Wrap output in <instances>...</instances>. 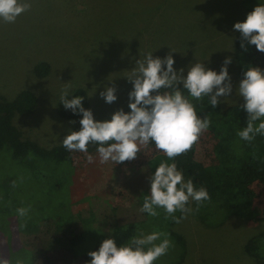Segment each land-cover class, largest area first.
Masks as SVG:
<instances>
[{
	"label": "rangeland",
	"instance_id": "374dc122",
	"mask_svg": "<svg viewBox=\"0 0 264 264\" xmlns=\"http://www.w3.org/2000/svg\"><path fill=\"white\" fill-rule=\"evenodd\" d=\"M259 1L264 2L251 0L250 4L257 5ZM29 2L31 9L22 13L15 23L0 19V97L12 99L23 89L32 90L37 96L32 112L16 114L13 118L22 138L47 149L61 148L63 139L71 131L81 129L83 116L70 119L57 111L65 88L68 92L78 87L86 90L88 109L93 111L97 121L111 120L116 111L130 109L129 93L134 84L128 77L136 62L149 52L153 53V58L162 59L171 52L174 68L177 72L183 68L184 76H187L189 66L196 62L219 72L225 58L231 57L228 70L233 91L227 98L220 97L217 107L245 103L237 94L241 79L233 56L234 41L239 32L234 30V25L245 21L250 13L243 0ZM41 61L48 62L50 70L47 75L38 77L34 68ZM164 67L166 69V65ZM106 87L116 88L117 100L111 104L100 95ZM13 139L12 136L7 140L10 146ZM60 155L59 164H72L75 168L71 152L64 148ZM195 157L203 162L210 158L206 149L199 145ZM145 160L154 171L160 163H169L165 154H155L148 145L142 146L135 159L119 164L111 161L102 164L99 155L91 164L87 158L79 159V162L84 165L82 175L92 178L93 190L111 191L114 195L113 191L121 190L122 171L130 164L145 163ZM36 177L33 178L52 185L65 182L64 177H48L45 172H38ZM256 191V205L261 215L264 213V195L259 189ZM120 196L114 198L116 202L129 207L135 202L132 193H121ZM190 206L193 213L181 223H174L173 227L185 241L186 254L180 264H264V260L250 256L243 249L249 237L264 232L263 219L229 216L221 223L208 224L200 220L193 202ZM10 221V232L5 235L10 237L11 243L25 244L32 233L18 227L13 218ZM3 235H0V249L4 254L7 246ZM165 260L168 263V257H162L156 264H165Z\"/></svg>",
	"mask_w": 264,
	"mask_h": 264
},
{
	"label": "trees",
	"instance_id": "16d2710c",
	"mask_svg": "<svg viewBox=\"0 0 264 264\" xmlns=\"http://www.w3.org/2000/svg\"><path fill=\"white\" fill-rule=\"evenodd\" d=\"M250 1L243 0L250 12L264 4L259 1L254 5ZM233 56L241 80L250 67L264 69V53L255 45H247V51L241 48L240 32L234 41ZM49 70L50 64L46 61L37 63L34 68L38 77L47 75ZM180 87L183 95L193 103L198 116H208L211 120L209 128L191 150L169 160V164H177L185 181L191 179L197 189L203 186L208 190L210 200L200 204L198 217L208 224L221 223L229 216L264 220V213L260 215L256 205V189L264 195V135L257 134L251 142L238 136V132L247 126L248 114L240 107L244 103L213 108L209 105L210 97L198 100L192 98L182 84ZM165 91L171 89H161L162 93ZM75 96L84 97L83 107L88 109L86 90L78 87L68 92L69 99ZM36 104V94L28 89L21 90L12 99L0 97V235L3 233L6 238L7 252L4 255L10 258L11 264H87L90 261L88 253L100 248L105 239H114L120 247L128 244L134 236L152 232L167 233L174 245L170 247L173 249L170 254L169 249L160 257H168L165 264H180L186 247L183 236L173 228L175 222L170 217L165 218L167 214L162 208H156L157 216L141 211L144 198L151 194L149 177L155 172L147 161L130 164L122 171L121 190L113 191L116 195L111 191L93 190L92 178L82 175L84 165L79 159L84 160L89 155L95 158L99 155V145L90 143L87 153L72 151L74 168L72 164L63 166L57 162L64 146L47 149L22 138L13 118L16 114L32 112ZM57 111L65 118L82 117V114L66 109L61 99ZM124 111L127 113L131 109ZM12 136L10 146L7 140ZM198 145L209 154L208 162L196 159ZM148 146L155 154H164L156 148L154 141ZM38 172H45L48 177H64L65 182L63 185L43 183L33 178H37ZM121 193L134 195L135 202L131 207L115 201ZM193 203L196 210L197 204ZM21 207L29 209L26 216L17 213ZM175 215L179 217L181 213L177 211ZM12 218L18 227L32 233L25 244L11 243L10 237L5 235L10 232ZM243 249L250 256L264 260V232L249 237ZM0 253H3L1 249Z\"/></svg>",
	"mask_w": 264,
	"mask_h": 264
},
{
	"label": "clouds",
	"instance_id": "9594fccd",
	"mask_svg": "<svg viewBox=\"0 0 264 264\" xmlns=\"http://www.w3.org/2000/svg\"><path fill=\"white\" fill-rule=\"evenodd\" d=\"M32 7L29 0H0V19L5 23H15L17 18ZM234 30L241 33V48L247 51V45H255L264 53V4H259L248 13L247 19L237 22ZM172 52H175L172 49ZM231 57L225 58L219 72L206 68L202 62L191 64L187 76L184 69L174 68L175 60L171 52L162 58H153L149 52L136 62V67L128 77L134 84L129 93L130 112L116 111L111 120L97 121L91 109L83 107L82 96L68 98V89L62 90L61 103L75 114H82L81 129L71 131L62 141L70 152H88L90 143L97 144L100 163L109 161L119 164L137 157L142 146L154 141L158 150L173 160L191 150L200 136L209 128L208 116H198L190 100L182 93L180 85L192 98L210 97V105L220 104V97H229L233 91L232 78L228 65ZM166 65V69L165 66ZM161 89L171 91L161 92ZM115 87H106L100 95L106 103L117 100ZM155 93V94H153ZM237 94L243 97L241 105L248 114L247 126L238 132V136L251 142L257 134L264 135V69L250 67L243 74ZM258 122V124H257ZM74 123V122H73ZM89 163L93 157H87ZM151 194L144 198L142 212L157 216L156 208L166 212L179 224L193 213L191 202L197 208L203 201L210 200L208 190L201 186L197 189L191 179L185 181L183 173L176 163L164 161L150 177ZM20 216H26L29 209L18 208ZM181 215L177 217L175 213ZM159 241V243H156ZM174 247L167 233L152 232L140 234L130 239L128 244L118 247L112 238L105 239L98 251L89 252L92 258L87 264H154L161 256ZM0 264H11L10 258L0 253Z\"/></svg>",
	"mask_w": 264,
	"mask_h": 264
}]
</instances>
